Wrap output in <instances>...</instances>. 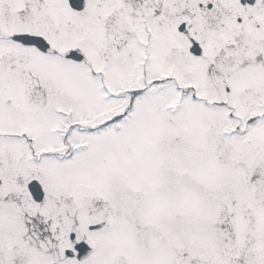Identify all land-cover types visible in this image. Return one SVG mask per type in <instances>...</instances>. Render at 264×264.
<instances>
[{"label":"snow or ice","instance_id":"obj_1","mask_svg":"<svg viewBox=\"0 0 264 264\" xmlns=\"http://www.w3.org/2000/svg\"><path fill=\"white\" fill-rule=\"evenodd\" d=\"M0 264H264V0H0Z\"/></svg>","mask_w":264,"mask_h":264}]
</instances>
